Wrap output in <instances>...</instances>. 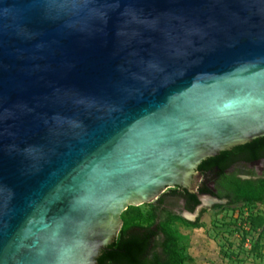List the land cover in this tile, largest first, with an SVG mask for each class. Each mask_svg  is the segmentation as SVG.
Wrapping results in <instances>:
<instances>
[{"label": "water", "instance_id": "water-1", "mask_svg": "<svg viewBox=\"0 0 264 264\" xmlns=\"http://www.w3.org/2000/svg\"><path fill=\"white\" fill-rule=\"evenodd\" d=\"M263 137L264 0H0V264H97L174 188L193 221Z\"/></svg>", "mask_w": 264, "mask_h": 264}, {"label": "trees", "instance_id": "trees-1", "mask_svg": "<svg viewBox=\"0 0 264 264\" xmlns=\"http://www.w3.org/2000/svg\"><path fill=\"white\" fill-rule=\"evenodd\" d=\"M263 156L264 137L203 161L198 171L206 172V176L210 178L217 177L218 193L214 194V198L226 200L228 206L241 204L246 208H252L264 204V180L251 177L241 179L235 175L226 176L224 170L235 160L252 162ZM197 192L209 193L204 183L199 186ZM171 193L186 198L189 212H193L200 204L196 196L180 188L171 190ZM160 202L161 200L158 201ZM147 206L149 209L145 212H142L140 207H129L122 213V228L115 241L102 252L97 264H183L185 262L184 249L179 246L180 236L171 228V224L179 221L185 225H193L178 216L166 212L163 214V211L162 217L158 218L159 222L156 224L158 216L154 206L153 204ZM249 216L252 231L264 225V221ZM245 234L243 238L250 236L247 232Z\"/></svg>", "mask_w": 264, "mask_h": 264}, {"label": "rangeland", "instance_id": "rangeland-1", "mask_svg": "<svg viewBox=\"0 0 264 264\" xmlns=\"http://www.w3.org/2000/svg\"><path fill=\"white\" fill-rule=\"evenodd\" d=\"M249 215L264 221V204L246 208L216 203L193 221L184 219L193 226L174 221L171 228L180 236L183 264H264V225L252 231ZM246 232L253 239L251 250L245 247Z\"/></svg>", "mask_w": 264, "mask_h": 264}, {"label": "flooded vegetation", "instance_id": "flooded-vegetation-1", "mask_svg": "<svg viewBox=\"0 0 264 264\" xmlns=\"http://www.w3.org/2000/svg\"><path fill=\"white\" fill-rule=\"evenodd\" d=\"M214 171L216 172L217 168ZM197 172L200 176V180L197 184V191L199 189V186L204 183L205 188L207 189L209 193H202V195L210 194L212 195L211 198H214L213 197L214 194L218 193V188H217L218 185H216L217 177L215 176V177L210 178L206 176L205 174L206 172L205 173L200 172L198 171V169H197ZM224 175L226 176L235 175L236 177L241 178V179H248L251 177L253 179L264 180V156L252 162H246L243 159L235 160L224 170ZM174 189H177V188H174ZM174 189H170L166 191L165 194L160 196L158 200L152 203L154 206V211L156 215L158 216L156 219V224L159 222L158 218L162 217L161 216L162 211H163V214L166 212L171 215L178 216L182 219H183L182 217L183 213L189 212L188 202L186 198H184L183 196H180L177 193H174V194L171 193V190H174ZM159 200H161L160 203H158ZM219 201L221 202L224 201V203H227L226 200H219ZM193 212H189V213H193Z\"/></svg>", "mask_w": 264, "mask_h": 264}, {"label": "built area", "instance_id": "built-area-1", "mask_svg": "<svg viewBox=\"0 0 264 264\" xmlns=\"http://www.w3.org/2000/svg\"><path fill=\"white\" fill-rule=\"evenodd\" d=\"M246 214V213H245ZM247 215V214H246ZM248 217H246L244 220H246ZM245 225V224H244ZM247 232H248V230H247ZM252 242H253V239H252V237H250V236H247V237H245V239H244V243H245V247H246V249H248V250H251L252 249Z\"/></svg>", "mask_w": 264, "mask_h": 264}, {"label": "crops", "instance_id": "crops-1", "mask_svg": "<svg viewBox=\"0 0 264 264\" xmlns=\"http://www.w3.org/2000/svg\"><path fill=\"white\" fill-rule=\"evenodd\" d=\"M260 231H262V229H261ZM262 234H263V233H262Z\"/></svg>", "mask_w": 264, "mask_h": 264}]
</instances>
